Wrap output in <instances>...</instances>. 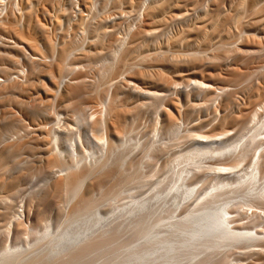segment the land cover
Returning <instances> with one entry per match:
<instances>
[{
  "label": "bare ground",
  "instance_id": "obj_1",
  "mask_svg": "<svg viewBox=\"0 0 264 264\" xmlns=\"http://www.w3.org/2000/svg\"><path fill=\"white\" fill-rule=\"evenodd\" d=\"M4 9L0 264H264V0Z\"/></svg>",
  "mask_w": 264,
  "mask_h": 264
},
{
  "label": "rangeland",
  "instance_id": "obj_2",
  "mask_svg": "<svg viewBox=\"0 0 264 264\" xmlns=\"http://www.w3.org/2000/svg\"><path fill=\"white\" fill-rule=\"evenodd\" d=\"M151 139H152V141L155 139L153 142L156 141V138H151ZM158 139H159V138H158ZM158 139H157V140H158ZM166 140H167V139H165V141H166ZM86 158H87V157H86ZM183 159H184V158H183ZM90 160H93V159H92V156H91V159H90V157H89V160H88V161H90ZM169 160H170V159H169ZM180 161H181V162H180ZM182 161H186V162H187L186 159H184V160L180 159L179 161H177V163H178L179 165H176V164H177L176 162H174V163H169V165H167L166 162H165L163 166L165 167V166L167 165V166H166L167 169L165 170L164 167H161L162 169L164 168V171H163L164 174L161 173V172H162L161 169H160V171L157 170V173L154 172L155 174L152 173L153 175H152V174H149L148 172H146L148 175H147V176H144V175H145V172H144V175H143L144 177L141 178V182H140V179L138 178V179H136V180H138V184H136V183H135V184H132L133 186L135 185L136 187L139 186V187H137V188H139V189H137V191H136V189H135L136 187L134 186V187H135V188H134V191H136V193H135V192L132 190V189H133V186H131V184H130V186L132 187L130 191H132V194L135 193L134 195H137V194L141 193L140 196H144V195H145L144 197H150V196L155 195V193H157V191H159V189H160V191H161V189L164 190V189H166L167 187L171 186V184H172V186H173V185L175 186L174 181H175L176 179H173V178H176V176H175V175H176L175 171L177 172L178 169H179V170H180V169L182 170L183 165H184V167L187 166V165H185V164H187V163H186V162H183V163H185V164H183ZM91 162H92V161H91ZM167 162H168V161H167ZM169 162H171V161H169ZM188 162H190V161H188ZM175 163H176V164H175ZM181 163H182V164H181ZM171 164H175L176 167H175V165L171 166ZM180 164H181V165H180ZM188 164H189V163H188ZM168 166H169V167H168ZM170 166H171V167H170ZM172 167H174V168H172ZM184 167H183V168H184ZM168 168H169V169H168ZM146 169H147V168H146ZM171 170H174V171H171ZM179 170H178V171H179ZM181 170H180V171H181ZM146 171H148V170H146ZM149 172H151V171L149 170ZM158 172H159V173H158ZM169 173H170V174H169ZM174 173H175V174H174ZM156 174H157V175H156ZM173 174H174V175H173ZM149 175H150V176H149ZM151 175H152V176H151ZM155 175H156V176H155ZM162 175L164 176V179H163V176H162ZM94 176H96V175H94ZM94 176H93L90 180H92V179L94 178ZM149 177H150V179H152L153 181L150 180V179H148ZM151 177H152V178H151ZM156 177H157L158 179H157ZM153 178H154V179H153ZM165 178H166V179H165ZM168 178H169V179H168ZM145 179H146V180H145ZM156 179H157V180H156ZM142 181H143V182H142ZM146 181H150V182H146ZM155 181H156V183H155ZM136 182H137V181H136ZM139 182H140V183H139ZM175 182H176V181H175ZM141 183H142V184H141ZM158 183H159V184H158ZM176 183H177V182H176ZM145 184H146V185H145ZM153 184H154V185H153ZM177 185H179V184L177 183ZM140 186H141V187H140ZM160 186H162V187H160ZM256 186H257V185H256ZM153 187H155V188H153ZM156 187L158 188V190H157ZM140 188H141V189H140ZM255 188H256V187H255ZM257 188H259V187H257ZM153 189H154V190H153ZM163 190H162V191H163ZM130 191H129V193H130ZM162 191H161V192H162ZM133 192H134V193H133ZM138 192H139V193H138ZM174 192H175V191H174ZM174 192H173V194H174ZM175 193H176V192H175ZM125 194H127V193H125ZM64 205H66V204H64ZM66 208H67V207H66ZM66 208H65V206L63 207V210H65V211H63V212H64L65 214L68 212V211H66V210H67V209L69 210V208H67V209H66ZM239 247H240V248H239ZM220 248H222V247H218V250H220V251H217V250H216V253H217V252L220 253V252L223 250V248H222V250H221ZM241 248H243V247H242V246L235 247V251H236V250H237V251H238V250H239V251H242ZM244 249H245V248H243V251L246 250V249H245V250H244ZM180 250H181V249H180ZM180 250H179V251H180ZM233 250H234V249H233ZM213 251H215V250H213ZM235 251H234V252H235ZM237 251H236V254H237ZM243 251H242V252H243ZM246 251H247V250H246ZM177 252H178V251H177ZM180 253H181V255H180ZM184 253H185V250H184V252L180 251V252L176 253V256H179V255H180V256H179L178 258H176V259H177L176 261L173 260L174 263L176 262L175 264H177V263H178V264H179V263H180V264H194L195 262L197 263V261H198V260H196V259H200V260H201V259H203V257H205L206 253L209 254V253H211V252H204V253L201 252V254H199V252H198V254H199L200 256L197 254L198 257H197V258L194 257L195 260H194L193 258H191V259H193V261L190 259V257H189L190 255H187V254H184ZM186 253H187V252H186ZM202 253H203V254H202ZM212 253L215 254V252H212ZM218 253H217V254H218ZM222 253H223V252H222ZM214 254H213V255H214ZM244 254H245V253H244ZM186 255H187V256H186ZM194 255L197 256L196 254H193V255H191V257H193ZM233 255H234V254H233ZM242 255H243V254H242ZM246 256H247V255H246ZM246 256H245V257H246ZM183 257H184V259H182ZM186 257H187V258H186ZM233 257H234V256H233ZM233 257H232V258H233ZM245 257L243 256V257H241V258H243L244 260H247L248 258L246 259ZM179 258H180V259H179ZM178 259H179L180 261H178ZM186 259H187V260H186ZM188 259H189V260H188ZM243 259H241V260H243ZM200 260H199V261H200ZM244 260L242 261L243 263L246 262V261H244ZM187 261H188V262H187ZM199 261H198V262H199ZM248 261H249V260H247V262H248ZM174 263H173V264H174Z\"/></svg>",
  "mask_w": 264,
  "mask_h": 264
},
{
  "label": "built area",
  "instance_id": "obj_3",
  "mask_svg": "<svg viewBox=\"0 0 264 264\" xmlns=\"http://www.w3.org/2000/svg\"><path fill=\"white\" fill-rule=\"evenodd\" d=\"M8 2V0H0V19L3 18L2 16L5 15V4Z\"/></svg>",
  "mask_w": 264,
  "mask_h": 264
}]
</instances>
